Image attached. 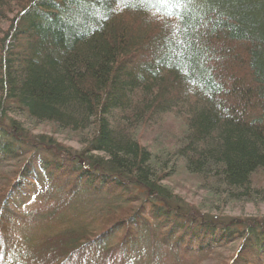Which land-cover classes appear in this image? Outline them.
<instances>
[{
  "label": "trees",
  "instance_id": "16d2710c",
  "mask_svg": "<svg viewBox=\"0 0 264 264\" xmlns=\"http://www.w3.org/2000/svg\"><path fill=\"white\" fill-rule=\"evenodd\" d=\"M175 110L185 135L143 147L137 132ZM177 178L204 203L165 185ZM30 186L45 204L25 214ZM83 197L96 204L78 213ZM258 202L264 0H0V264H29L38 244L12 238L43 225L60 229L46 264L116 238L127 264L142 250L147 264H264V217L224 213Z\"/></svg>",
  "mask_w": 264,
  "mask_h": 264
},
{
  "label": "rangeland",
  "instance_id": "374dc122",
  "mask_svg": "<svg viewBox=\"0 0 264 264\" xmlns=\"http://www.w3.org/2000/svg\"><path fill=\"white\" fill-rule=\"evenodd\" d=\"M178 110L172 111L171 113H166L165 115H161L158 118V121L155 126H149L147 128H143L137 132L138 139L141 140V144L143 147L157 149L160 145L167 143H174L179 138L185 135L186 127L183 119V113L177 112ZM173 112H176L173 113ZM53 129L51 127L41 126L37 133H42L46 135L53 136L58 139L60 143L65 145L66 147L73 148L74 150H82V146L77 142L75 138H72L71 135H52ZM43 185V184H41ZM165 185L170 187L175 194L181 196L188 203L198 206L199 203H204L202 191H200L194 181H183L180 178L173 179L170 182H167ZM45 187H37L30 186L27 190V193L23 195V198L20 199L19 203L15 206L19 208L20 211L27 213H33L36 209L44 207L45 204ZM109 199L108 197H105ZM89 197H83L78 203L79 208L78 213H83V207H87L88 202L92 205L96 204L94 201H89ZM76 205V209L78 207ZM207 207H210V203L204 204ZM216 205V204H215ZM81 206V207H80ZM204 206V207H205ZM214 206V204H212ZM205 207V209H207ZM224 213L226 217L236 218V219H246L249 217H264V202H258L254 204H234L229 208L224 209ZM74 219L78 217V214L73 213ZM42 229H29L24 226L21 227L19 232V237L16 235L13 236L12 241L21 244L20 246H16V251L19 249L26 248V254L30 253L29 251L34 248L38 244L39 249H36L37 253L34 258L29 259V264H46V259H49L52 252L59 247V243L57 240L53 239V235L60 231L57 227H52L51 225L42 226ZM45 231V232H44ZM52 236H49V235ZM47 237V247L41 248L40 239ZM48 237H52L48 239ZM118 238L111 244L114 248L108 249H90L84 251L80 254L72 256L63 264H127V261L123 258L122 250L117 247ZM52 247L49 252H45V249L48 247ZM152 247V239H149L147 243H145L141 248L146 249V247ZM13 248V244L10 246ZM234 253V251H225L224 254L226 256ZM149 252L140 251L137 256L134 257L139 262L137 264H147V257ZM110 258V260H109ZM8 260V259H7ZM9 261V260H8ZM8 263V262H6ZM9 264H12L9 261Z\"/></svg>",
  "mask_w": 264,
  "mask_h": 264
},
{
  "label": "snow or ice",
  "instance_id": "6c2138e0",
  "mask_svg": "<svg viewBox=\"0 0 264 264\" xmlns=\"http://www.w3.org/2000/svg\"><path fill=\"white\" fill-rule=\"evenodd\" d=\"M166 3H175L179 6L182 2H186V0H165Z\"/></svg>",
  "mask_w": 264,
  "mask_h": 264
}]
</instances>
